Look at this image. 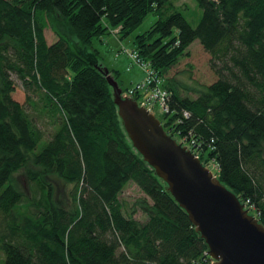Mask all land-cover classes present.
<instances>
[{
	"label": "trees",
	"instance_id": "obj_1",
	"mask_svg": "<svg viewBox=\"0 0 264 264\" xmlns=\"http://www.w3.org/2000/svg\"><path fill=\"white\" fill-rule=\"evenodd\" d=\"M194 1L196 27L170 0H0L3 264L211 263L185 212L127 140L110 73L92 47L111 28L128 37L149 14L157 19L134 44L158 79L196 41L216 77L195 98L165 80L164 131L211 162L264 226V0ZM16 81L24 104L13 98ZM20 171L29 196L15 181ZM54 178L72 186L66 203L53 199ZM130 184L143 195L134 207L121 199Z\"/></svg>",
	"mask_w": 264,
	"mask_h": 264
},
{
	"label": "water",
	"instance_id": "obj_2",
	"mask_svg": "<svg viewBox=\"0 0 264 264\" xmlns=\"http://www.w3.org/2000/svg\"><path fill=\"white\" fill-rule=\"evenodd\" d=\"M109 82L127 140L185 212L213 264H264V226L154 115Z\"/></svg>",
	"mask_w": 264,
	"mask_h": 264
},
{
	"label": "rangeland",
	"instance_id": "obj_3",
	"mask_svg": "<svg viewBox=\"0 0 264 264\" xmlns=\"http://www.w3.org/2000/svg\"><path fill=\"white\" fill-rule=\"evenodd\" d=\"M170 1L174 4L175 8L183 14L192 27H196L201 17V10L196 2L194 0ZM156 19L157 17L154 14L147 15L141 25L124 39H120L119 32L121 27H118L109 29L107 34L100 39L94 40L92 43L93 49L99 53L100 67L110 73L108 75L109 78L112 79L118 89H120L122 96H130L129 92L132 89L147 80V71L140 64L141 60L135 51L134 39L136 35L143 34L149 30ZM103 25L106 27L105 21ZM45 37L49 44L56 40L55 34L49 28L45 30ZM188 53L187 56L180 58L178 63L166 72L165 79H158L152 70L151 72L158 81L159 87L164 88L165 80H167L168 86L177 90L181 96L195 98L197 92L203 89L204 86L212 84L216 80V77L209 67L210 56L202 49L197 41L189 46ZM134 54H137L138 60L133 59ZM148 68L150 67L148 66ZM113 76H116V78ZM143 93V91L140 92V96L137 99L138 103L145 100L146 97ZM13 98L20 103H25V94L18 81H16ZM152 111L157 119L160 120L162 118L158 107L153 106ZM39 126L42 130H46V132H51L54 129L53 126L46 123L45 119L39 123ZM43 143L44 140L41 142V145ZM202 163L211 170L212 174L215 173V168L211 162H207L203 159ZM15 181L23 193L29 196L30 191L28 183L22 171L15 174ZM48 181L53 188L54 201L57 199L66 203L68 201V193L72 186L57 181L56 178ZM142 197V193L133 184L128 185L121 195L122 201H124L128 207H134L133 203ZM135 217L141 221L145 219L141 216L139 211ZM0 264H3L2 254H0Z\"/></svg>",
	"mask_w": 264,
	"mask_h": 264
},
{
	"label": "built area",
	"instance_id": "obj_4",
	"mask_svg": "<svg viewBox=\"0 0 264 264\" xmlns=\"http://www.w3.org/2000/svg\"><path fill=\"white\" fill-rule=\"evenodd\" d=\"M133 59L138 60L137 54L133 55ZM140 64L147 71V80L144 83L137 85L134 89H132L129 92V94L130 96L134 94L140 95V92L143 91L144 92L143 95H145L146 98L145 100L139 102V105L144 109H146V111L152 115H154L152 111V107L156 106L158 107V109L161 112V115L163 116L165 113H168V106H167L168 94L165 91V89L159 87L158 81L156 80V78L154 77L153 73L148 68V66L142 62ZM185 116L187 117V114ZM177 141L180 143L181 146H184L186 149L190 150L195 155L196 158H199L198 155H196L187 145H185L183 142L179 140ZM210 264H213L212 259Z\"/></svg>",
	"mask_w": 264,
	"mask_h": 264
},
{
	"label": "bare ground",
	"instance_id": "obj_5",
	"mask_svg": "<svg viewBox=\"0 0 264 264\" xmlns=\"http://www.w3.org/2000/svg\"><path fill=\"white\" fill-rule=\"evenodd\" d=\"M247 206V205H246Z\"/></svg>",
	"mask_w": 264,
	"mask_h": 264
}]
</instances>
